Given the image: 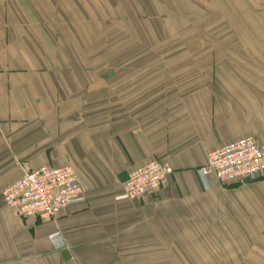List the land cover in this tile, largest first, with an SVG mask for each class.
Returning <instances> with one entry per match:
<instances>
[{
    "label": "crops",
    "instance_id": "obj_1",
    "mask_svg": "<svg viewBox=\"0 0 264 264\" xmlns=\"http://www.w3.org/2000/svg\"><path fill=\"white\" fill-rule=\"evenodd\" d=\"M248 135L264 144V0H0V264H264V177L196 173ZM151 159L172 172L128 199ZM44 164L85 201L15 215L4 189Z\"/></svg>",
    "mask_w": 264,
    "mask_h": 264
},
{
    "label": "built area",
    "instance_id": "obj_2",
    "mask_svg": "<svg viewBox=\"0 0 264 264\" xmlns=\"http://www.w3.org/2000/svg\"><path fill=\"white\" fill-rule=\"evenodd\" d=\"M196 169L203 185L209 177L222 185L264 177V144L248 135L208 151ZM172 172L167 163L151 159L134 166L123 183V195L138 199L154 194ZM85 201V192L71 164L41 165L27 171L3 191L4 204L19 217L52 220L73 204ZM56 236L52 240H56Z\"/></svg>",
    "mask_w": 264,
    "mask_h": 264
},
{
    "label": "water",
    "instance_id": "obj_3",
    "mask_svg": "<svg viewBox=\"0 0 264 264\" xmlns=\"http://www.w3.org/2000/svg\"><path fill=\"white\" fill-rule=\"evenodd\" d=\"M249 179H245V181H248Z\"/></svg>",
    "mask_w": 264,
    "mask_h": 264
}]
</instances>
